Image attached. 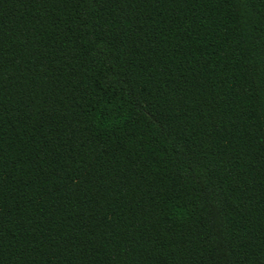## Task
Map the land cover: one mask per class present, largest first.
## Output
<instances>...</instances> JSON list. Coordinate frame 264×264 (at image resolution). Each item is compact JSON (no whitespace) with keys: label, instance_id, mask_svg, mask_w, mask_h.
<instances>
[{"label":"trees","instance_id":"obj_1","mask_svg":"<svg viewBox=\"0 0 264 264\" xmlns=\"http://www.w3.org/2000/svg\"><path fill=\"white\" fill-rule=\"evenodd\" d=\"M0 264H264V0H0Z\"/></svg>","mask_w":264,"mask_h":264}]
</instances>
